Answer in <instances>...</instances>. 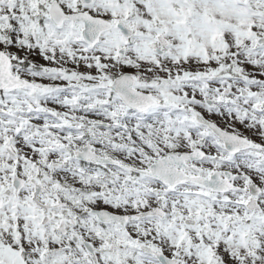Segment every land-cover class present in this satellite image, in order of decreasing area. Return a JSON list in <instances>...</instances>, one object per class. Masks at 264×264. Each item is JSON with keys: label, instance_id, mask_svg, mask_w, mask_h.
Instances as JSON below:
<instances>
[{"label": "snow or ice", "instance_id": "6c2138e0", "mask_svg": "<svg viewBox=\"0 0 264 264\" xmlns=\"http://www.w3.org/2000/svg\"><path fill=\"white\" fill-rule=\"evenodd\" d=\"M0 264H264V0H0Z\"/></svg>", "mask_w": 264, "mask_h": 264}]
</instances>
